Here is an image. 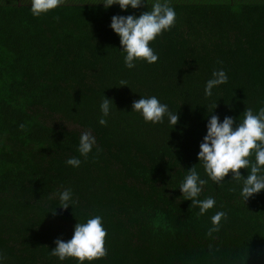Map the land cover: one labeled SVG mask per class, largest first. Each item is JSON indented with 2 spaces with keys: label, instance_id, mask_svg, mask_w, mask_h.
Here are the masks:
<instances>
[{
  "label": "trees",
  "instance_id": "16d2710c",
  "mask_svg": "<svg viewBox=\"0 0 264 264\" xmlns=\"http://www.w3.org/2000/svg\"><path fill=\"white\" fill-rule=\"evenodd\" d=\"M99 2L63 0L34 17L30 0H0L3 264H76L49 250L93 215L102 217L107 254L85 264H264V190L243 202L230 171L203 185L199 198L216 205L198 215L178 189L193 165L207 180L196 153L214 106L236 122L245 108L264 107V0H169L175 24L150 42L158 60L132 69L110 17L139 15L153 0L123 12ZM220 68L227 82L205 97ZM103 95L115 107L100 125ZM139 95L157 96L177 124H146L131 111ZM84 130L96 138L87 157L77 151ZM73 156L78 167L65 164ZM64 188L75 203L62 209ZM217 210L226 219L209 232Z\"/></svg>",
  "mask_w": 264,
  "mask_h": 264
},
{
  "label": "clouds",
  "instance_id": "9594fccd",
  "mask_svg": "<svg viewBox=\"0 0 264 264\" xmlns=\"http://www.w3.org/2000/svg\"><path fill=\"white\" fill-rule=\"evenodd\" d=\"M63 0H30L29 11L34 17H39L61 5ZM104 9L118 5L123 12L127 9H137L147 0H100ZM176 12L169 0H153L150 9L139 15L114 14L110 17L109 28L119 37L120 51L123 53V63L128 69L136 66L137 62L155 63L158 55L150 46V42L168 31L175 24ZM227 75L223 68L214 70L211 78L204 83L203 94L210 97L213 89L227 82ZM120 85H127L121 80ZM216 105V104H215ZM115 107L111 99L104 95L99 103L100 116L98 123L105 125L112 108ZM209 112L205 123V134L198 144L196 157L203 168L207 180L202 178L194 165L187 169L178 189L184 200H190V206L198 208V215H204L216 205L212 196L199 198L202 187L208 180L219 185L231 171V180L239 185V198L244 202L254 194L264 190V107L253 112L252 108H245L243 118L234 120L232 116L224 115L220 118ZM131 111L142 117L143 121L151 124L167 123L172 128L178 122V115L169 110L166 103H162L157 96L139 95L131 104ZM96 146V138L90 130H84L79 135L77 151L87 157ZM99 151V149H97ZM81 161L77 157H69L65 164L78 167ZM247 169V175L242 176L239 169ZM177 188V187H176ZM58 206L67 208L73 206L72 190L64 188L58 192ZM226 219L223 210H217L210 216L211 228L209 232L218 231L221 221ZM106 229L100 215L86 217L84 222H77L73 227L71 238L54 241L50 255L59 261L74 258L76 264H85L107 254L105 244ZM0 255V264H3Z\"/></svg>",
  "mask_w": 264,
  "mask_h": 264
},
{
  "label": "crops",
  "instance_id": "0c3cea01",
  "mask_svg": "<svg viewBox=\"0 0 264 264\" xmlns=\"http://www.w3.org/2000/svg\"><path fill=\"white\" fill-rule=\"evenodd\" d=\"M9 1H14V0H9ZM20 1V0H19Z\"/></svg>",
  "mask_w": 264,
  "mask_h": 264
}]
</instances>
